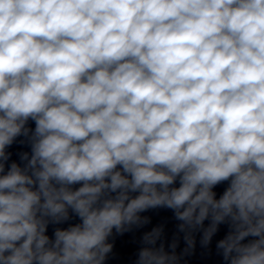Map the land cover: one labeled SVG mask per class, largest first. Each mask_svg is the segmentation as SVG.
I'll return each mask as SVG.
<instances>
[{
  "label": "clouds",
  "instance_id": "obj_1",
  "mask_svg": "<svg viewBox=\"0 0 264 264\" xmlns=\"http://www.w3.org/2000/svg\"><path fill=\"white\" fill-rule=\"evenodd\" d=\"M156 208L187 246L155 227L136 264L226 222L224 261L264 264V0H0V264H105Z\"/></svg>",
  "mask_w": 264,
  "mask_h": 264
},
{
  "label": "water",
  "instance_id": "obj_2",
  "mask_svg": "<svg viewBox=\"0 0 264 264\" xmlns=\"http://www.w3.org/2000/svg\"><path fill=\"white\" fill-rule=\"evenodd\" d=\"M26 127L34 130L35 122L29 120L26 124ZM6 151L10 154V156L9 160L5 164V173L12 162H16L21 167H23L26 162L20 159V154L27 152L29 156H31V144L28 140V137L23 135L18 136L14 140L13 144L6 148ZM176 186H178V183ZM228 186L229 181H225L213 188L217 199H219ZM74 187H79V185H75ZM69 214L70 219L68 221L59 224H48L45 234L51 240H54V231L56 228L66 229L70 225L80 222L79 218L76 217L71 212V210H69ZM140 215L147 216L150 222L139 228L134 227L131 231L125 232L123 234H117L115 230H113V235L108 239V242L113 245V248L108 254L105 264H136L138 252L144 246L142 244L143 234L158 226L163 228L162 240L165 244L166 251H171L170 245L175 237L178 238V244L175 251L178 256L181 255L187 245L183 238L184 233L178 230V225L182 222L175 218L173 210L167 208L149 209L143 213H140ZM209 223L210 220H206L204 222V227H207ZM229 230V223L226 222L220 224L218 226V231L213 235L212 240L207 247H202L200 243L203 235L202 230L195 232L193 234L195 238V246L191 250L190 254L181 256L179 264H228V262L224 261L222 255L218 254L216 246L218 241L223 239ZM252 239L255 238L247 237L244 241H242V243H247ZM159 243L160 241L157 242V246Z\"/></svg>",
  "mask_w": 264,
  "mask_h": 264
}]
</instances>
